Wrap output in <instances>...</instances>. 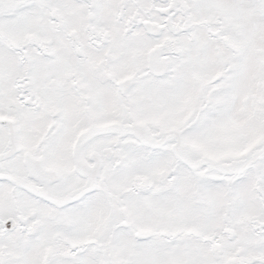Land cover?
I'll return each instance as SVG.
<instances>
[{"label": "snow or ice", "instance_id": "6c2138e0", "mask_svg": "<svg viewBox=\"0 0 264 264\" xmlns=\"http://www.w3.org/2000/svg\"><path fill=\"white\" fill-rule=\"evenodd\" d=\"M0 264H264V0H0Z\"/></svg>", "mask_w": 264, "mask_h": 264}]
</instances>
